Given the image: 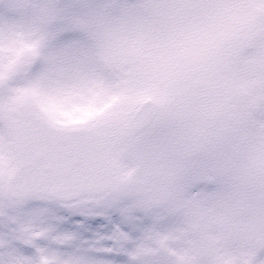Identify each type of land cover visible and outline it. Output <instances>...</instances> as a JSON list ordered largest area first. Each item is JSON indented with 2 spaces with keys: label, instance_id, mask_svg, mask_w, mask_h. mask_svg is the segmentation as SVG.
Here are the masks:
<instances>
[{
  "label": "snow or ice",
  "instance_id": "snow-or-ice-1",
  "mask_svg": "<svg viewBox=\"0 0 264 264\" xmlns=\"http://www.w3.org/2000/svg\"><path fill=\"white\" fill-rule=\"evenodd\" d=\"M0 264H264V0H0Z\"/></svg>",
  "mask_w": 264,
  "mask_h": 264
},
{
  "label": "clouds",
  "instance_id": "clouds-1",
  "mask_svg": "<svg viewBox=\"0 0 264 264\" xmlns=\"http://www.w3.org/2000/svg\"><path fill=\"white\" fill-rule=\"evenodd\" d=\"M161 70L174 73L181 81H193L198 77L200 57L195 47H181L179 44L165 47L159 54ZM200 97L194 92L193 101Z\"/></svg>",
  "mask_w": 264,
  "mask_h": 264
},
{
  "label": "rangeland",
  "instance_id": "rangeland-1",
  "mask_svg": "<svg viewBox=\"0 0 264 264\" xmlns=\"http://www.w3.org/2000/svg\"><path fill=\"white\" fill-rule=\"evenodd\" d=\"M108 105H105L107 107ZM94 109L75 107L70 111L59 112L58 119L61 123L80 124L96 115Z\"/></svg>",
  "mask_w": 264,
  "mask_h": 264
}]
</instances>
